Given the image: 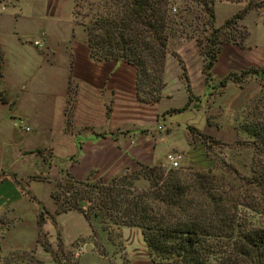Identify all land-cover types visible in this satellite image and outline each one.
Wrapping results in <instances>:
<instances>
[{
	"label": "rangeland",
	"instance_id": "obj_1",
	"mask_svg": "<svg viewBox=\"0 0 264 264\" xmlns=\"http://www.w3.org/2000/svg\"><path fill=\"white\" fill-rule=\"evenodd\" d=\"M69 2L71 3V0H58L60 18L57 19V15L54 14L53 21H61L62 17H66L69 12ZM247 2L248 0L239 2L213 0V21L208 24L207 14L203 12L197 0H167L166 7L171 17V23L170 27L166 29L168 38L165 45L163 66L159 74L160 82H157L155 78L151 79L150 75L152 76L153 73L148 70L149 77L140 81L138 87L137 97L139 101L142 98L151 101L159 98L161 91H164L165 84H167V92H173V88L179 87L178 82L182 83L188 91L191 82L194 90L200 91L201 81L207 83L210 78L204 77L202 67L206 61L203 54L204 49L206 46L210 47L208 42L204 46L205 39L211 36H214L211 39L219 41L216 44L218 46L216 58L220 57V60L223 58L228 44L246 45L249 49L248 52H250L249 55L251 57H253L252 54L254 55L255 60L252 59L249 65H246L248 74L245 77L250 78L249 81H251L250 85L246 86V98L243 95L244 100L239 105H233L234 108L226 112L229 118L225 119V122L218 119L221 116V108H214V111L207 115L208 121L214 124L213 130L210 129L214 133L206 131L204 133L206 135H204L198 130L190 129L192 140L191 143L190 140L187 141L188 146L185 149H170L165 152H168L165 158L161 157L156 160H152V157L149 159V154L142 156L139 153L141 156L134 158L133 162H129L126 166H121L118 163L110 169H103L101 164H103L104 159L99 158L97 168L93 166L86 168L85 165L87 166L88 163L83 162L80 166H70L69 172L66 167L58 168L53 165L51 169L54 175H51L46 167L39 168V163L34 162L30 157L23 160L15 157V151L21 146L35 147L44 142L33 138L29 132H25L23 129L25 126L22 125V122L19 124V118L13 116L15 97H20L22 92L20 93L19 81L10 63V58L13 55L12 48L6 38L5 40L3 37L1 38L6 50V65L4 70L2 67L0 95L6 97L7 103H0V167L14 170L23 175L21 176L23 196L41 200L38 212L42 210L47 212L41 213L46 220H49L52 227L51 233L50 230H47L49 225H46V230H44L45 228L40 230L39 247H36L34 252L22 253L18 264H119L120 262L131 264L133 256L143 255L154 260L164 258V256L149 253L137 227L123 225L119 221L115 222L114 219H109L93 207L94 204L90 201L78 202L82 212L88 215V220L85 222L87 225L86 232L64 246L60 229L57 227V223L53 221L56 218L45 208L50 207V197L53 195H55L59 207H62L65 201H68L65 203L71 204L81 197H85L84 199L91 196L95 198L98 187H91V183L100 180L111 183L122 175L126 177L125 182L130 181L137 190H147L149 185L144 173L145 169L149 167H159L164 171L178 169L185 176H191L189 173H192V177L201 175L200 181L203 179L209 181L210 186H215L222 192V200L228 207L227 213L231 215L233 220L242 227L264 229V194L261 195V190L264 188L251 180L253 169H256L257 172L259 169H264V148L255 151L253 137L247 133V129L250 128L264 132V0H252L257 4V8H249L242 19H237L235 23L232 22L223 26L224 21L231 18ZM109 3V0H74L71 15L76 31L83 29V25L86 26L95 15L105 16L106 12L113 11L112 5ZM20 23L22 32H31V28L26 22L21 21ZM216 45L212 46L213 50H215ZM44 58L47 57L44 56ZM243 65V61H238L234 66L239 68L238 66ZM229 73L238 74V71L230 70ZM199 77L201 78L199 79ZM226 80L225 76L210 79L207 85L210 89L208 93L212 94L213 97L219 95L222 89L221 85ZM41 81H44L45 85V92L42 97L49 98L51 94L49 79L48 83H46L47 79H41ZM246 83L247 81L245 85ZM54 86L57 89L58 84ZM195 93L198 92L195 91ZM22 95H24L22 97L31 95V91L26 89ZM192 96L193 94L190 95V97ZM22 97L17 106L19 109L26 110L29 102L23 100ZM207 97L210 98L209 95ZM207 97H202L201 94L193 96V102L198 109H204L203 100H208ZM140 102L139 108L141 107ZM206 105L209 106L210 101ZM168 112L171 110L169 109ZM137 115L141 119L140 110ZM230 118L233 120L232 124L227 122V120L230 121ZM10 119H14V123ZM212 119L214 120L212 121ZM135 125L142 126L140 120L136 121ZM162 129L167 135L171 134L172 128L169 125L163 126ZM174 131L176 130L173 129ZM173 135L181 140L185 138L177 132H174ZM33 152L41 155L44 162L48 161L51 155L50 149L46 147H39ZM170 153L182 155V161L176 168H171L167 164L166 156ZM186 155L189 157L188 160L185 158ZM66 160L70 164H78L73 156ZM65 173L70 174L71 177H66ZM13 176L16 177L15 174ZM77 181H81V183ZM30 183H36L37 186L35 184L31 188L28 186ZM24 184L28 187L25 188ZM197 186L195 180L193 191ZM132 194L133 192L128 196L130 197ZM150 194L151 189L146 193L148 200H150L148 197ZM190 196L197 199V195L192 191ZM62 213L59 218L60 222L72 227V229H77V224H74V221L76 222L74 217L76 213L81 216L82 213L74 209L65 211V214ZM22 214L27 225L33 223L35 219L33 206L31 209L28 206L27 209L23 207ZM50 235L53 236L52 239H50ZM169 259L171 258L169 257Z\"/></svg>",
	"mask_w": 264,
	"mask_h": 264
},
{
	"label": "crops",
	"instance_id": "obj_2",
	"mask_svg": "<svg viewBox=\"0 0 264 264\" xmlns=\"http://www.w3.org/2000/svg\"><path fill=\"white\" fill-rule=\"evenodd\" d=\"M7 1L10 3L9 8L0 13L3 70L6 65V50L2 37L4 40L6 38L12 48L10 63L19 81L20 93L22 92L20 97H15L13 116L19 118L27 128L25 132L44 142L35 147L21 146L15 151V157L20 160L30 157L39 163V168L46 167L51 175H54L51 169L53 165L58 168L66 167L69 172L70 166H80L83 162L88 163L87 166L84 164L86 168H97L99 158L104 159L101 164L103 169H110L118 163L126 166L134 158L141 156L139 153L142 156L149 154V159L152 157V160L165 158L168 153L166 151L173 148L185 149L187 141L190 140L191 143L190 129L202 134L206 131L214 133V124L207 119L214 108H221L218 119L225 122L229 118L226 112L246 98V86L251 82L248 77L238 81L227 79L221 85L219 95L215 97L208 93L210 89L207 87L212 78H222L230 70H237L239 73L246 69V65L254 59L253 54V57L249 55L246 45L228 44L223 58H215L208 82L201 81L200 91L194 90L191 82L188 91L177 80L179 87L173 88V92H167L165 84L159 98L152 101L142 98L140 102L132 66L120 60H96L89 55L85 31L80 29L77 32L72 21L74 0L69 2V12L61 21L52 20L54 14L57 19L60 18L58 0ZM21 21L28 24L31 32L21 31ZM238 61H243L244 65L236 68L234 65ZM200 70L201 66L199 72ZM41 79H47L46 83L49 79V98L42 97L45 85ZM57 84L55 89L54 85ZM26 89L31 91V95L22 97ZM191 94H201L205 98L209 95L208 100H203L204 109L196 107L193 96L189 100ZM21 97L29 102L26 110L17 106ZM209 101L210 105L207 106ZM180 108L182 109L174 111ZM169 109L171 112H168ZM139 110L141 119L137 115ZM10 120L14 123V119ZM138 120L141 127L135 125ZM227 122L232 124L233 120L230 118ZM165 125L172 128L170 135L164 133L162 127ZM173 129L185 138L181 140L174 137ZM39 147L50 149L48 161L44 162L41 155L33 152ZM71 156L78 164L67 162L66 159ZM185 158L188 160V155ZM21 176L23 175L14 170L0 167V264H18L22 253L34 252L39 247L36 218L41 200L23 196ZM35 184L30 183L28 186L32 188ZM24 185L25 188L28 187ZM50 199V207L45 208L56 218L54 221L60 229L63 245L67 246L74 238L86 232V220L76 213L74 224H77V229L62 224L59 219L61 213L54 214L56 204L51 197ZM27 206L30 209L33 206L35 212V219L30 225L24 221L22 214L23 207L27 209ZM46 225L50 226L49 229ZM42 228L52 232L51 224L46 218L40 230ZM49 237L53 238L52 235ZM132 258L131 264H169L143 255Z\"/></svg>",
	"mask_w": 264,
	"mask_h": 264
},
{
	"label": "trees",
	"instance_id": "obj_3",
	"mask_svg": "<svg viewBox=\"0 0 264 264\" xmlns=\"http://www.w3.org/2000/svg\"><path fill=\"white\" fill-rule=\"evenodd\" d=\"M109 1L113 11L106 12L105 16L95 15L86 26L83 25L89 55L96 60H120L132 66L135 69L137 91L140 81L149 77L148 70L153 73L150 75L151 79L155 78L160 82L159 74L168 38L166 29L171 23L166 7L167 0ZM197 2L207 14L210 24L214 15L213 0ZM252 7L257 8V4L248 0L244 7L224 21L223 26L242 19ZM211 37L205 39L204 46L208 42L210 47H204L203 52L206 61L202 71L207 79L216 58V44L219 42ZM214 45L215 50L212 48ZM2 64L3 55L0 49V82ZM246 74L248 71L243 69L238 74L229 73L225 78L238 81ZM0 103H7L6 97L0 95ZM247 133L253 137L255 151L264 148L263 131L250 128ZM189 174L191 176H185L178 169L164 171L159 167H149L144 173L149 185L147 190H137L130 181L125 182L126 177L122 175L111 183L101 180L91 183V187H98L95 198L81 197L71 204L65 201L63 206L59 207L55 195L51 197L56 204L55 214L74 209L81 212L87 221L88 215L82 212L78 202L90 201L94 204L93 207L109 219L137 227L149 253L164 256L157 259L158 261H166L169 264H264V229L240 226L227 213L228 207L222 200V192L215 186H210L209 181H200L201 175L192 177V173ZM65 175L71 177L68 173ZM195 180L198 186L193 191ZM251 180L264 188V169H259L258 172L253 169ZM150 189L148 200L146 193ZM191 191L197 195V199L190 196ZM132 192L129 197L128 194ZM263 194L264 190H261V195ZM41 212L47 213L45 210L37 213L39 233L45 220ZM88 225L90 226L89 223Z\"/></svg>",
	"mask_w": 264,
	"mask_h": 264
},
{
	"label": "built area",
	"instance_id": "obj_4",
	"mask_svg": "<svg viewBox=\"0 0 264 264\" xmlns=\"http://www.w3.org/2000/svg\"><path fill=\"white\" fill-rule=\"evenodd\" d=\"M9 5H10L9 1L0 0V13L6 12L7 9L9 8ZM19 124H20V121H19ZM23 129L25 130L27 128L24 127ZM166 161L169 167L176 168L182 161V155L180 153H170L166 156Z\"/></svg>",
	"mask_w": 264,
	"mask_h": 264
}]
</instances>
